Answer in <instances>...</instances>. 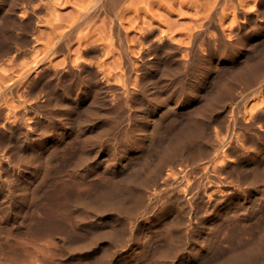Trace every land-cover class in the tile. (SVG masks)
I'll return each instance as SVG.
<instances>
[{
  "label": "bare ground",
  "instance_id": "6f19581e",
  "mask_svg": "<svg viewBox=\"0 0 264 264\" xmlns=\"http://www.w3.org/2000/svg\"><path fill=\"white\" fill-rule=\"evenodd\" d=\"M32 1L35 0H0V10L7 14L8 45L17 39L11 28L23 29L24 14L21 13L34 12ZM121 1L103 0L111 23L109 28L120 41L122 23L117 21V16ZM73 27L60 34L59 41L64 40ZM25 36V32L22 33L21 39ZM154 38L146 43L152 58H140L143 61L140 92L135 96L137 110L129 106L128 95L121 96L113 90L114 94L109 97L107 93L111 90L99 78L80 80L76 89L48 80L46 89L37 95L36 90H41L38 81L45 77L48 68L40 64L42 59L30 66L28 72L34 71V75L26 92L30 100L24 98L26 110L12 120L6 117L0 125V141L5 137V144L0 145V177L3 178L0 181V228L7 230L0 237V264H49L53 254L50 250L55 249L51 242H33L34 252L27 251L28 257L20 258L16 257L17 252L5 250V237L9 239V234L21 226L28 225L32 230L45 229V225L51 224V221L46 222L50 214L41 201L44 195L50 196L61 185L51 192L49 188V192L45 190L52 182L50 155L57 150L56 142L75 132L83 152L78 167L67 170V174L76 179L100 174L105 181L104 184L94 182L93 188L83 191L76 217L68 230L76 239L59 231L61 252H74L72 257L80 264H117L119 251L130 248L121 264H129L137 257L151 258L153 264H264V171L258 165V161L264 159V110L257 109L245 121L239 104L233 102L225 117L227 99H232L238 81L251 84L254 81L256 89L264 92V49L253 58H248L246 53L242 62L227 65L228 69L218 66L217 75L208 77L207 70L216 65L211 66L206 59L198 63L194 53L185 72L176 64L172 49L164 45L169 41L163 35ZM57 42L50 51L61 46L62 43ZM120 48L127 55V48L123 45ZM225 52L220 54L222 61L228 58ZM160 59L165 64H159ZM128 67L130 71L132 66ZM13 89L12 84L3 87L5 94L13 93ZM246 95L240 96V100ZM29 113L34 116L27 117ZM171 114L181 115V122L171 134L161 138L163 122ZM121 117L130 122L124 128L123 140L110 143L104 151V138L111 134ZM41 126L52 133L40 131ZM209 133L216 136V142H206ZM197 138L204 140L202 145L197 144ZM47 152L51 153L50 157L43 159V153ZM234 155L238 159L242 155L251 157L255 165L251 171L241 169L242 174L230 180L231 172L240 166H234ZM217 157L222 163H215ZM200 163H204L207 170L195 176L193 173ZM228 196L235 199H226ZM214 200L224 212L237 204L243 220L255 219L256 224H262L250 240L221 255L215 254L216 231L202 222L194 223L198 201L210 204ZM169 212L172 217L159 222L164 213ZM194 236L199 239L192 244L190 240ZM156 239L163 243L153 250ZM11 243L7 246L14 248L15 241Z\"/></svg>",
  "mask_w": 264,
  "mask_h": 264
},
{
  "label": "rangeland",
  "instance_id": "374dc122",
  "mask_svg": "<svg viewBox=\"0 0 264 264\" xmlns=\"http://www.w3.org/2000/svg\"><path fill=\"white\" fill-rule=\"evenodd\" d=\"M32 3L35 4V13H31L32 11H27L29 14L25 11L26 14L21 13L24 14L22 17L23 29L11 28V32L14 31L13 34L17 37L15 43L11 45L7 44V32L5 31L7 14L5 10H0V125L7 120L6 117L12 120L22 116V113L26 110L27 101L25 102L24 98L30 100L26 92L28 82L32 80L33 77L31 76L34 75V71L28 72V69L35 60L42 59L40 64L48 68L45 77L42 76L38 81L41 90H36L37 95H41L46 89L45 84L48 80L52 84L71 85L73 89H76L80 84V80L99 78L101 82H104V85L107 84L105 87L111 90L107 93L109 97L114 93L121 96L128 95L129 106L132 110H137L135 96H138L140 92L141 61H143L142 59L152 58V54L149 53L150 48H147V45L154 37L155 40L158 36L163 35L169 41V43H166L167 45H164L166 48L172 49L176 64L185 72H188L194 53L197 54L198 63L201 59H206L209 60L211 66L216 65L215 68H207L208 77L217 75L215 72L216 67L223 66V68L228 69L232 63L242 62L246 53L248 58H253L261 55L264 49V0H122L118 6L117 16V19H119L117 21L122 23L119 28L121 41L114 35L115 33L113 34L114 31L109 28L111 23L107 18L108 12H105L106 7L103 0H35ZM83 12L87 13L84 14L83 18H80ZM71 26H74L72 32L64 37V40L60 39L59 41L60 34L68 31ZM24 32L26 36L21 39ZM147 38L149 39L147 40ZM55 41L62 44L50 51V47ZM147 42L148 44H146ZM5 44L8 46L7 50H5ZM121 45L127 48V55L120 48ZM224 51H226L228 58L222 61L220 54ZM144 53L148 56L146 57ZM140 58L142 59L140 60ZM159 62V64L163 62L165 64L162 59ZM129 65L132 66L130 71H128ZM5 84H12L13 93L7 92L5 94V91H3ZM256 87L254 81L252 84L244 80L238 81L233 89V93H235L232 97L233 101L230 98L227 99L225 117L229 114V107L233 102L239 104L242 119L245 121L249 120L251 114L255 113L257 109L264 110V92L259 91ZM126 88L128 89L126 90ZM244 94H247V97L241 101L240 96ZM26 116L34 115L29 113ZM181 117L178 114L168 116L161 127L160 137L171 134L181 122ZM128 123L130 122L126 117H121L120 122L115 124L111 134L104 138V151L108 149L110 143L123 140L124 128ZM45 130L47 131L48 128L41 126L40 131L46 132ZM53 131L57 132L55 129ZM239 131L241 130L239 129ZM207 139L206 142L209 144L216 142L217 138L209 133ZM55 140L58 141V139ZM196 141L200 145L204 142L199 138ZM4 144L5 137L0 141L1 146ZM56 144L57 150L52 155L48 152L42 155L43 159L51 156V164L53 165L52 182L45 187V190L51 192L60 185L62 187L53 194L51 192V197L44 195V200L42 198L41 201L44 202L45 208L47 207L46 213L51 215V217L49 215V220L44 221L47 223L51 221V224L45 225V229L32 228L31 230L28 225L14 229V233L9 234L11 236L9 239L5 237V247L8 249L5 248V250L11 251L10 253L17 252L16 257L27 258V251L34 252L33 242H51V247L55 249L50 251L53 254L55 253L56 256L52 254L49 264H77L79 260L72 257L74 252H65V254L61 252L59 231H65L70 239H76L74 233L72 234L68 230L71 229L73 220L76 217L75 211L80 197L83 191L90 189V187L93 188L94 182L104 184L105 178L100 174H94L85 179H76L67 174L69 173L67 170L78 167L80 164L79 158L83 152L81 140L76 132L60 139ZM105 156L103 155V157ZM234 157V166L238 164L240 166H238L237 171L233 170L231 172L230 180L238 178L237 176L242 174L241 169L251 171V167L255 165V160L251 157L245 155H242L239 159L236 155ZM215 163L220 164L222 160L217 157ZM169 165H172V163ZM258 165L264 171V159L258 161ZM205 170H207L205 164L200 163L196 166L193 175L197 176ZM2 179L0 177L1 182ZM52 179H54V182L63 179L66 183L61 182L65 187L58 181L54 184ZM56 184L59 186H56ZM52 187L54 188L51 189ZM178 191L183 192L182 189ZM232 197L228 196L226 199H232ZM233 199L235 198L233 197ZM198 202V214L196 215L197 219H194L196 221L194 223L202 222L216 231L217 236L214 241L216 255H221L229 248L250 240L262 226L261 223L256 224L255 219H251L253 222L243 220L239 215L240 208L237 204L233 203L232 209L224 212L219 208L218 201L214 200L210 204H205L202 201ZM235 212L237 216L234 214ZM172 215V212L164 213L159 222L162 220V222H166ZM50 218L54 219L50 220ZM5 233H7L6 228L1 227L0 237ZM6 236L8 237L7 234ZM198 239L194 236L190 242L192 244L196 243ZM14 241L15 245L13 244V247L16 251L11 248L12 245L9 247L10 243H14ZM20 242L25 243L28 249H23L26 246ZM7 243L9 246H7ZM162 243V240L156 239L152 249L156 250ZM57 250H60V252L58 253ZM130 251L131 248L126 251L121 249L119 251L121 254L117 255V264H121L122 257ZM54 259L58 261L56 260L54 263ZM129 264H153V262L151 258L137 257Z\"/></svg>",
  "mask_w": 264,
  "mask_h": 264
}]
</instances>
